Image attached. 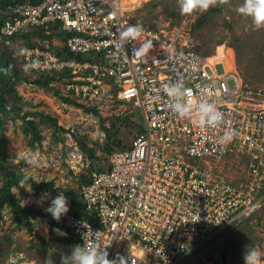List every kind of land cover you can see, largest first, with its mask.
<instances>
[{
  "label": "built area",
  "instance_id": "obj_1",
  "mask_svg": "<svg viewBox=\"0 0 264 264\" xmlns=\"http://www.w3.org/2000/svg\"><path fill=\"white\" fill-rule=\"evenodd\" d=\"M155 1L38 0L8 5L2 12V44L11 46L15 36L49 33L56 27L72 34L65 44L71 54L90 58L78 61L48 44L25 47L24 75L53 76L52 85L61 83L64 97L86 108L102 109L123 100L143 117L130 142L111 153L105 168L91 170L88 181L81 182L83 214L70 207L63 216L77 239L65 252L83 243L86 229L80 222L85 221L98 232L110 260L177 264L196 243L251 218L264 203V88L220 72L224 60L199 51L193 24L169 22L158 28L142 22L138 12ZM135 24L142 27L141 35L122 45L120 33ZM145 41L152 44L147 53H134ZM175 80L192 89L195 100L215 102L224 122L202 127L194 115L174 114L159 89ZM229 129L238 135L218 143ZM238 155L247 158L249 169L246 180L235 185L210 162ZM62 251V246L50 248L58 264ZM0 264L41 263L16 251Z\"/></svg>",
  "mask_w": 264,
  "mask_h": 264
},
{
  "label": "rangeland",
  "instance_id": "obj_2",
  "mask_svg": "<svg viewBox=\"0 0 264 264\" xmlns=\"http://www.w3.org/2000/svg\"><path fill=\"white\" fill-rule=\"evenodd\" d=\"M221 2L225 5L218 8ZM241 2L211 0V4L205 7L200 0H187L182 9L185 0H156L139 11L138 17L144 23L161 28L174 22L168 12L170 8L178 15L177 24H193L194 28L198 19L211 11L207 26L194 34L200 52L214 55L215 60H224L226 66H218L220 72L224 69L250 85L264 88V28H254L250 18L236 11ZM33 43L37 46L43 44L39 38ZM26 44L24 40L16 39L7 48L0 42V57L10 51L19 59L22 57L20 51L28 47ZM52 44L61 47L62 42L54 38ZM30 79L29 83L16 84L15 93L9 87L4 89L0 86V97L5 98L9 110L1 116L0 128L2 148L7 154L5 166L38 183L52 181L66 196L67 190L78 191L83 177L91 170L107 166L111 153L124 147L140 130L143 117L133 103L123 100L114 106L103 105L102 109H96L98 114L87 113L59 99L57 93L63 96L61 83L46 90L33 83V77ZM4 91L5 95H1ZM16 104L17 108L12 109ZM28 114H32L28 120L35 122L41 134L40 143L32 144L33 132L23 121ZM45 117L56 120L61 129H56L51 122L44 120ZM210 166L235 185L246 180L249 169L247 158L241 155L227 157L221 163L210 162ZM4 173L0 170V188ZM21 188L23 191L12 189L21 206L41 210L45 217L31 220L33 232L30 233L25 222L17 221L10 208L3 209L0 262L13 252L22 251L41 264H58L51 257L50 248L62 246V252L67 253L64 250L69 237L67 234L58 235L54 231L57 228L50 225V221L62 225L63 216L57 222L45 211L50 199L57 194H49V199L38 202L42 195L36 196L30 185L23 182ZM261 195H264V190ZM67 200L69 204V198ZM236 223L216 236L198 242L189 256L177 264H243L245 246H255L264 251V203L251 218Z\"/></svg>",
  "mask_w": 264,
  "mask_h": 264
},
{
  "label": "trees",
  "instance_id": "obj_3",
  "mask_svg": "<svg viewBox=\"0 0 264 264\" xmlns=\"http://www.w3.org/2000/svg\"><path fill=\"white\" fill-rule=\"evenodd\" d=\"M36 1H38V0H1V4H0V12H1L0 13V27L4 21V16H3L2 12L6 8V6L15 5L16 3H26V2L35 3ZM224 5H225V3L221 2L220 6L218 8H223ZM168 12H169L170 17H172V19L174 21L173 23L177 24L179 21L178 15H176V13L173 10H171L170 8L168 9ZM210 14H211V11H209L208 14L205 15L204 17L198 19V21L196 22V24L194 25V28H193L194 34H196L199 30H201L202 28L207 26V24L209 22L208 16H210ZM70 37H72V34L61 33L57 30L56 27H52L50 29L49 33H46V31H44V30H37L31 34L15 36L12 38V41H15L16 39H21V40H24L25 42H27L26 45L28 47H35V46H37V44H34L33 40L36 38H39V40L42 41L43 46L48 44L52 50H54L55 52H57L59 54H65L67 57H71V58L76 59L78 61H82L84 58L90 59L88 57L77 56V55L71 54L69 52V50L67 49L65 44H66V41L68 40V38H70ZM54 38L59 39L64 45L61 48L54 47L52 44V41ZM3 45L6 46L5 44H3ZM6 47L9 48L8 46H6ZM20 52H21L20 54L23 53L22 51H20ZM14 55H15L14 53L8 51L7 53L3 54L0 57V86L4 89L6 87H9L10 90L15 93L14 87L16 86V84H19L21 82L29 83L31 80L30 79L31 76H26L23 74L22 58H19V59L15 58ZM204 56H208V55H204ZM55 80H56V78H54L53 76L40 75V76L34 78L33 83H35L37 86H39L41 88L49 90V89L53 88L52 83ZM1 95H5V91ZM57 95H58L59 99L62 100V102L65 104L76 106L80 109H83L87 113L98 114V112L95 108H86V107L82 106L81 104H78L77 102L73 101L70 98L61 96L60 93H57ZM5 104H6L5 98L3 96L0 97V128L2 125L1 116L3 114L5 115L7 113V111H9ZM17 105L18 104H16L12 109H16ZM31 115L32 114H28V115L24 116L23 121L31 127V130L33 132L32 144L40 143L42 140V137L38 131V127L36 126L35 122L28 120V118L31 117ZM44 120L51 122L56 129H59V130L61 129L58 126V123L56 120L50 119L49 117H45ZM26 132H28V131H26ZM6 157H7V154L3 151L2 141L0 140V170H4V172H5L4 177L2 179L3 180V186H2V188H0V221L2 220L3 209L10 208L11 211L15 214L17 221L23 220L25 222V225L28 228L29 232L31 233V232H33L31 220H34L38 217H45L44 213L41 210L34 209L33 207H27V208L22 207L20 200L17 198V196L15 194L12 193V189L18 188L21 191H23V189L21 188V183L25 182L28 185H30V187L32 188V190L34 191L36 196H41V195H44L45 193H47V194H58L62 190L60 188H57L52 181L38 183V182L33 181V179L31 177H26L23 174L12 172V171H10V169L8 170V168H6V166H5L6 161H7ZM83 181H85V182L88 181V178L83 177ZM66 196H67V198H69V206L71 208L77 209L76 214L77 215L83 214L84 206L81 202L78 191L77 190H71V189L67 190ZM241 221H245V220H240L239 222L241 223ZM236 224H238V222ZM50 225L54 226L55 228H59V229L63 230V232H65L67 234V236L69 237V240L67 241L66 244L70 245V244L77 241L76 237L73 236L71 230L69 229V227L65 223H63L61 225V224H57L53 221H50ZM196 245H197V243H196Z\"/></svg>",
  "mask_w": 264,
  "mask_h": 264
},
{
  "label": "clouds",
  "instance_id": "obj_4",
  "mask_svg": "<svg viewBox=\"0 0 264 264\" xmlns=\"http://www.w3.org/2000/svg\"><path fill=\"white\" fill-rule=\"evenodd\" d=\"M203 6L207 7L211 4V0H200ZM182 5V9L186 6ZM236 11L242 16L250 18L254 28H264V0H242ZM142 33V27L139 24L130 25L120 33V43L127 44L130 39L139 37ZM152 47L151 41H145L140 48L133 49L134 53L145 55ZM212 56V55H211ZM214 56V55H213ZM167 97L170 110L179 117H192L194 122L200 126L220 125L225 120V114L217 107L216 103L208 98L199 99L193 97V90L185 87L182 80L170 81L160 86ZM238 135L235 129H229L224 132L218 143L226 144L233 137ZM49 199V194L45 193L39 198L38 202ZM69 204L63 193H58L54 198L50 199L45 211L51 214L52 218L57 222L62 216L69 212ZM86 229L81 234L82 244H77L67 253L60 256V264H125L123 258L119 260L109 259L106 247H100V236L98 232H93L85 221L80 222ZM58 235H66L63 230L57 228L54 230ZM216 236V235H215ZM243 264H264V251L255 246H245L243 250Z\"/></svg>",
  "mask_w": 264,
  "mask_h": 264
}]
</instances>
